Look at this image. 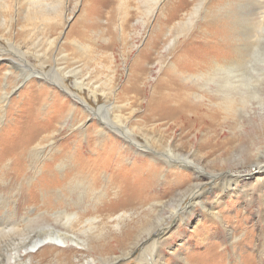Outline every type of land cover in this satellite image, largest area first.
Returning a JSON list of instances; mask_svg holds the SVG:
<instances>
[{
	"label": "rangeland",
	"instance_id": "1",
	"mask_svg": "<svg viewBox=\"0 0 264 264\" xmlns=\"http://www.w3.org/2000/svg\"><path fill=\"white\" fill-rule=\"evenodd\" d=\"M30 1L35 2L34 9ZM198 1L184 0L187 8L183 14L195 3L201 2L195 20L187 26L178 23L183 20L182 14L172 24L159 19L158 11L152 14L155 0H0V53L3 55L0 56V221L2 220L6 225L10 219L7 226L10 228L12 222L17 221L18 225L17 231H12L10 236H3L0 233V264H10V254L23 250L33 241L48 237L56 230L70 236L78 235L81 241L84 240V247L69 242L72 252L61 249L40 255L44 250V247H41L39 253L33 255L32 264H81L86 260H95L97 264H138L141 255L143 256L144 252L149 253L150 248L152 249L149 244L153 243V239L158 234H151L149 230L159 216L163 218V224L168 223L167 226L170 224L173 226L159 245L162 262L165 264H185V262L239 264L241 260L239 253L243 256L251 254L255 264H264V180L258 181L264 173L245 176L239 182V188H235L236 185L233 184L232 187L238 189L235 194L229 191L223 192L218 186L220 182L207 185L201 193V202L190 205L191 198H188V195L182 199H179L178 195L189 187L192 179H195L194 167L185 166L182 160L180 162L172 160V166L175 164L176 167L169 168L164 165L162 156L152 157L145 148L154 145L160 149L171 145L175 153L177 152L176 156L178 153L182 154L181 158L185 155L190 156L191 160L202 164L209 173L249 166L259 148L261 149L259 157L263 161V74L253 72L256 75L255 85L259 94L253 102V107H245L243 111L238 112L236 105L226 110L219 105L218 98L209 94L200 100L201 90L195 86V82L184 78L188 75L183 73V77H180L181 81L187 83L189 87L186 97L196 105H205L208 111L205 114H216L217 117L213 132L199 128L188 136H183L178 126L171 125L167 120L155 122L143 120L139 114H136L138 111L136 115L130 112L131 110L125 105L126 99H115L110 96L109 103L120 107V110L116 108L115 111L121 113L129 125L137 133L139 132L138 139L143 151L137 155L125 154L124 151L121 152V147H117L113 151L115 154L110 156L108 161L109 169L113 170L116 167L134 169V166L141 165L138 163L144 159L145 163L142 166L146 170L139 175L132 173L133 171L129 175H121L120 183L124 188L118 203L119 207L116 206L113 213L98 212L99 205L103 203L102 199L94 194L92 197V194H87L86 191L84 198H81L80 208L73 206L75 208L72 210L77 211L81 217L71 226L66 217H58L54 214L56 208L50 192L58 189L55 188L57 184L46 183L47 178H50L54 171L53 168H48L51 156H54L58 148L67 151L65 155L72 153L74 141L83 138L77 132L81 122H85L87 127H90L89 134L94 136L95 120L99 121L101 116L98 112L99 116L90 115L86 118L75 108L72 121L65 123L73 108L71 99L74 98L65 92L64 85L76 89L75 80L84 78L87 83L101 86L102 89L99 91L107 94H111L113 90L119 91L126 84L139 51L153 36H159L161 42L147 65L145 81L150 83H153L160 73L161 65L158 60L162 53H166L179 73L184 68V61L182 59V65L178 68L177 63L172 60V55L176 52L182 53L183 57L196 60L205 56L202 64L195 67L196 70L192 72L207 70L210 61L231 58L237 53L243 52L245 55L243 60L248 59L249 56L245 53L248 50L246 51L245 46L258 35L259 31L261 33L259 47H262L264 54V0ZM43 8L49 10L43 12ZM212 22L216 23L215 26L210 25ZM256 23L260 24L255 25ZM261 28L263 30H260ZM209 33H217L215 36L221 39L223 41L221 43L226 47L228 46V53L223 54L224 48L219 54L214 52L217 46L212 43L215 40L207 37ZM175 37L177 42L174 43V47L179 44L181 47L172 52L171 47L166 46V43ZM14 46L21 52L13 49ZM256 52L257 50L255 57ZM8 58L13 59L16 69L10 65ZM260 60L263 61L257 62L260 64L257 66L263 71L264 57ZM168 62L166 61L167 64ZM245 68L252 70L247 63ZM9 69L12 73L5 76ZM69 71L73 73H67ZM76 71L78 74L75 73ZM61 77H64L65 82L59 81ZM5 91L9 92L10 96L8 101L2 103V95ZM52 91L60 95L61 104L57 107L59 106L63 112H54L59 116L58 121L49 117L50 119H46L43 123L44 120L40 116L37 117V112L44 102L50 100L47 93ZM150 92H152L151 86L147 94ZM79 93L96 108L106 102L102 93L99 94V102L88 89L79 90ZM195 93H198L196 97ZM146 100L147 95L141 99L142 102ZM3 104L5 105L3 110L7 112L1 117ZM79 106L85 108L81 104ZM49 110H43L47 112L44 115L47 118L53 112ZM103 116L107 118L105 114ZM34 128H41V134L38 136L42 137L41 141L44 137L40 143L45 146V152L41 154H34ZM107 128L111 134L123 138L110 126ZM46 130L49 131L45 133ZM49 132L55 135V145H49V141L53 138ZM221 133L234 142L228 152H218L212 157L195 152L199 146H205L211 135ZM35 134L38 135L39 131ZM148 140L150 143H147ZM80 151L86 160H94L99 152L93 144L82 146ZM252 152L255 153L251 154ZM62 158L63 153H60L53 163L61 162ZM151 161L159 166V170L148 181L147 168ZM57 166L59 165H56V168ZM177 168L179 173H175ZM182 177L189 180L188 183L182 185L179 181ZM168 184L171 189H168V193L162 198L159 196L161 198L159 199V191ZM99 185L91 187L98 188ZM83 190H88V186ZM222 193L226 201L224 204H217L216 209L221 212V217L213 218L208 212L203 211L200 203L202 201L207 204L212 203L217 194ZM177 207L187 208L184 216H181L183 209L176 210ZM47 209H50L49 214L45 213ZM123 212H128L130 216L120 221L121 225L116 226L118 224L116 217L121 216ZM35 213L37 214L34 215ZM178 216L183 217L182 221ZM91 218L95 219V222L89 223L88 220ZM223 220L237 236L251 231L252 238L247 236L246 240L250 239L254 242L251 241L249 247L244 250L233 249L231 246L233 236H230L229 230L222 227ZM150 239L152 241L148 242ZM241 246L243 247L242 244ZM77 249L83 250V256L82 253L76 252ZM147 253L143 258L148 264H156L149 261Z\"/></svg>",
	"mask_w": 264,
	"mask_h": 264
},
{
	"label": "bare ground",
	"instance_id": "2",
	"mask_svg": "<svg viewBox=\"0 0 264 264\" xmlns=\"http://www.w3.org/2000/svg\"><path fill=\"white\" fill-rule=\"evenodd\" d=\"M155 2L156 3H155V7L152 10V14L158 11L159 19H163V21L166 22L167 24L174 23L175 21L178 20V18L182 14L183 20L178 21V23L179 24L182 23L187 26L193 23L201 6V2L195 3L194 6L190 7L188 11L183 14L184 10L187 8L186 7L187 3L184 4V0H155ZM29 3L31 6L33 5L32 8L34 9L35 2L30 1ZM43 9H44L43 12L49 10V8L46 9L43 8ZM215 24L216 23L214 22L210 23V25H214V26ZM258 24L260 23H256L255 25ZM261 27H263V25ZM260 30L263 29L261 28ZM203 34L206 35L205 33ZM216 34L217 33L207 34L208 38L215 40L214 42H212L214 45L217 46L216 51L214 52L216 54L217 53L219 54L222 48H224L223 54H225L226 52L228 53L227 50L228 46L226 47L224 43H221L222 40L216 37L215 36ZM257 34L258 35L254 39L248 41V43L245 46L246 51L248 50L247 52H245L249 56L248 59H246L245 61L243 60V58L245 57L243 52L237 53L231 58H222L220 61H212V62L210 61V66L207 70L192 72L195 69V67H198L199 65L202 64L203 62L202 60L205 59V56L198 58L196 60V59H189L188 57H183L182 53L179 54V52H176L172 55V60L177 63L178 68H180L182 65V59L184 61V68L179 73V70L175 69L171 60H169V58L166 56V53H162V55L158 60V63L161 65L160 73L156 78V80L153 83H150L145 81L146 79L145 75L147 74V65L152 60V54L155 52V50L158 48L161 42L159 36L157 37L153 36L150 39L149 43L141 51H139L135 61L132 64L131 73L128 76L127 82L126 84H124V86H122V88L119 91L113 90L111 94H107L103 91H99L100 89H102L101 86L94 85L93 83H87L85 82L84 78L82 79L77 78L75 80L74 85L77 90L70 87H66L64 85L66 89L65 92H67L71 98H74L73 100L71 99L73 108L69 112L65 123H70L72 121V117L75 116L73 114L75 108H77L81 112V114H84L86 118H88L90 115L99 116L98 112L101 113L100 114L101 116H99V121L95 120L96 124L94 129V133H95L94 136L89 134L90 127H87L85 122H81L78 126L79 131L77 132L80 135H82L83 138L78 141H74L75 144L72 146L73 147L72 153L65 155L67 151H61V149L58 148L57 152L54 153V156L52 155L51 158L49 159L48 168H53L54 171H52L51 177L47 178V180L45 178V180L47 181L46 182L47 185L57 184L55 188H58L57 190L55 191L52 190V192H50L51 193L50 196L53 200L54 207L56 208L54 214L57 215L58 217H66L67 222L70 223V225L72 226L74 221H78V219L81 217L77 211L74 212L72 210L73 208H75L73 206L76 205L77 207L80 208V204L82 203L81 201L86 195V191L87 194H92V197L94 194L97 198L102 199L103 203L102 204L100 203L101 205H99L98 210L96 208L98 212H107L108 214L113 213L112 211L116 210L117 208L116 206L119 207L118 203L120 202L122 196V189L124 188V185L120 183L121 175L122 176L129 175L131 171H133L132 173L139 175L142 174L143 171L144 172L146 171L145 168L142 166L145 163L144 159H141V162L138 163L141 165L134 166L135 167L134 169L133 168L121 169L119 167H116L113 170L109 169L110 166H108V161L110 159V156L115 154L113 153V151L117 147H121L122 148L121 152L124 151L125 154L136 153L135 155H137V153L143 151L141 150L143 149V147L141 146V142L138 139L139 132L137 133L134 130V128H132V126L129 125L128 121H126V119L121 115V113L115 111L116 108L120 110V107H118L114 103H109L110 96L111 97L113 96V98L115 99H126L127 104L125 105L129 110H131L130 112L132 114H135L138 111V113L136 114H139V116L143 120H147V121L150 120L152 122L167 120L168 123H171V125L178 126V128L183 133L182 134L183 136H188V134L192 133L193 131L199 128L208 129L209 131L213 132L217 120L216 114L215 115L205 114L208 113V111L204 107L205 105L204 106L196 105L186 97V93H188L187 91L189 90V87L187 83L181 81L180 77H183L182 76L183 73L188 75L186 77L184 76V78L190 79L191 81L195 82L196 83L195 86L199 87V89L201 90L200 91L201 95H199L201 97L200 100L204 98L206 94H209L213 97L218 98V100L220 101L219 105H221L226 110L230 109V107H232L233 105L237 106L238 112L243 111L245 107L252 108L254 105L253 103L254 100L257 99L259 95L258 87H256L255 85L256 75H254L253 72H256L260 75L261 74L264 75V70L260 71L257 66L260 65L257 64V62L263 61L260 60V58L264 57L262 56L264 55L262 52V47H259L261 33L258 31ZM189 36L192 37V35ZM169 40L170 41L166 43L167 44L166 46L171 47L170 49H172V52H175L180 49L181 47L180 44L174 47L175 45L174 43L177 42L176 37L171 38ZM13 49H17L19 52H21V50L15 46L13 47ZM255 50H257L258 52V53L256 52L257 54L256 57H255ZM169 51H168V55L171 54ZM250 52H253V54H251ZM1 55L2 54L0 53V56ZM8 59L10 65L16 69L17 66H15V64L13 63L14 62L13 59L12 58H8ZM166 61H169L168 64L166 63ZM246 63L251 66L252 70H246L245 68ZM164 65H167V67ZM72 71H69L67 73H73ZM11 73L12 71H10L9 69L6 71L5 76H8ZM75 73L78 74L77 71ZM77 74L74 75L77 76ZM59 81L65 82L64 77H61ZM149 86L152 87V92L147 94ZM84 89H88V91L93 95V97L95 96L94 98H96L97 102H99V94L102 93V95L106 99V102L101 106H99L98 108H96L90 101L88 102L87 100L83 99L82 96L80 95L79 90L81 91ZM204 89H206L209 92H205ZM39 92L42 93L43 91L39 90ZM47 94H49L50 100H48V102L46 103L44 102L42 104L41 109H38L37 112V117L40 116L42 120H44L43 123H45L46 119H50L51 117L55 118V120L58 121L59 116L54 114V112L55 113L63 112V110H61L59 106L57 107V105L61 104L60 95L57 92L55 93L54 91ZM145 95H147V100L145 102H142L141 99L144 98ZM197 95L198 93H195V97ZM9 96H10L9 92L6 91L3 92L2 103L8 101ZM80 104L83 105L85 108H81V106H79ZM4 106L5 105L3 104V107H1L2 108L1 112H3L1 117H4L7 112L3 110L5 109ZM43 106H45L44 109ZM46 109L48 111H50L49 109L53 111L52 115L51 114L48 115V118L44 116L47 112L43 110ZM103 114H105L107 118L104 117ZM108 126H110L114 131L119 132L123 138L120 139L115 135L111 134V131H109V129L107 128ZM40 129L34 128V141H33L34 154H41L42 152H45V146H42V144L40 143L42 137L41 138L38 137L41 134ZM37 131H39L38 135L35 134V132ZM48 131L49 130H46L45 133H47ZM50 134L51 136H53L52 140L54 141L52 140L49 141V145H55L56 143L55 135H53L52 132ZM207 140L208 142L204 144L205 146H201V147L199 146L198 150L196 149L195 152L198 151L200 153H205L207 157H212L218 152L219 153L228 152L232 144L234 143L232 140H228V138L224 137L222 133L213 134ZM147 143H150L149 140ZM92 144L95 145L96 150H99L98 156H96L94 160H86L84 158V155L81 153L80 148L82 146L84 147L85 145H92ZM145 148H147L146 152L149 155H152V157L162 156L164 158L163 160L164 165H166L169 168L176 167L175 164L174 166H172V160L173 161L178 160V162L182 160L185 166L187 165L194 167L195 179L194 180L192 179L189 187L185 191L180 192L178 195L179 199H182L183 197H186V195H188V198H191L190 205L193 204L196 205L197 202H201V197H202L201 193L203 190H205V187L207 185L211 186L217 182H220L218 186L221 187L223 192L229 191L235 194L237 193L238 189H234L232 187L233 184L236 185L235 188H239L238 187L239 182L245 176L247 175L254 176L257 173H261V174L264 173V160L262 161L261 158L259 157V153L261 151L260 148L258 149V153L255 152L251 153V154L255 153V157H253L249 166L243 164L244 166H241L238 169L230 168L228 170L221 171L219 173L207 172L202 164H200L199 162L195 163L193 160L189 158L190 156L186 157L185 155L184 156L185 158L184 157L181 158L182 154L180 153H178V155L176 156L177 152L175 153L171 145H166L160 149L156 148L154 145L146 146ZM60 153H63V158L61 159V162L57 161L58 163L56 162V164H54L53 162L56 161V158L59 156ZM56 165L59 166H57L56 168ZM158 170H159V166H157V164H153L152 161L149 162V166L147 168V172H149L148 181L155 175V172H157ZM179 172L180 171H178L177 168V172L175 173H179ZM170 173H172V171H170ZM259 180H264V176H260V178H258V181ZM179 181L182 185H184L188 183L189 180H187L185 177H182L179 179ZM152 183L155 184L153 180ZM97 185H99L100 188L91 187ZM87 186H88V190H83V188L86 189ZM89 187L92 189H90ZM168 189H171V186L169 184L167 185V187L165 186L163 189L159 191L158 198L161 199L164 194L166 195L168 193ZM159 196H161V198ZM227 196H229V194ZM138 201L140 202L141 200ZM161 201L162 200L158 202ZM225 201L226 198L223 196L222 193L221 195L217 194V196L215 197V201H213L212 203L210 202L209 204H207V203H203L202 201V203L200 204L202 205L203 211L205 210L206 212H208L209 216L213 218H218L221 217L220 215L221 212L216 210L218 208L217 204H224ZM181 208L182 207H177L176 210L179 209L181 210ZM182 209L183 212L181 213V216L182 215L184 216L187 208L185 209L182 208ZM45 213L49 214L50 209L49 210L47 209ZM36 214L37 213H35L34 215ZM129 216L130 214L128 212H123L121 216L116 217L118 220L117 221L118 224H116V226L121 225L122 223L120 224V221L129 218ZM178 217L179 220L183 219V217L180 216ZM9 220L8 222H6V225L2 223V220L0 221L2 223L0 224V233L3 236H10L12 231H17L18 229L17 228L18 225L16 223L17 221L12 222L11 228L7 227L9 225ZM29 220H31V218ZM94 220L95 219L91 218L88 221L89 223H93L95 222ZM162 220L163 218L159 216L155 219V222H153L155 224H153V226L149 231L151 232V234L155 233L158 235L156 236L155 239H153V243L149 244L150 247H152V249L150 248L151 251L149 253L147 252L143 253V256L144 254L147 253L148 254L147 258L149 259V261L154 262L156 264H165L164 262H162L163 259L161 255L162 251H160L161 246L159 245L162 243V240L164 239L166 234L170 233V231L173 228L171 224L169 226H167L168 223L163 224ZM159 222L161 223L158 224ZM222 227H224L226 230H229L230 236H233L232 237L233 241L231 242V246L233 247V249L238 248L239 251H241L249 247L250 243L254 242L249 239L252 238V236H250L251 231H247L244 235L237 236L235 235L234 231L232 232V230H230L228 224L225 225V222L222 224ZM89 228L91 229L92 227ZM247 236H250L248 238L249 240H246ZM150 241L152 240L150 239L148 242ZM69 242L75 243V245H77L78 247L79 246L84 247L85 245L84 240L81 241L78 235L72 234L70 236L67 233H63L61 231L56 230L54 232H51V235H49L48 237L40 238L39 240L33 241L23 250H17L14 254H10L9 263L11 264V262H13V264H32L33 255L39 253L38 251L41 249V247H44L43 248L44 250L40 252V255L44 254V252L47 253L50 251L52 252V250L61 251V249H64V251L65 250L71 251L72 248H70ZM241 244L243 245V247L241 246ZM73 251H75L74 248ZM76 252L82 253V256L84 254L82 249H77ZM64 253H67V251ZM143 256L141 255L138 264H148V262L146 261L145 258H143ZM238 256L241 259L239 260V264H255V260H253L251 254L248 256L247 255L243 256L242 254L239 253ZM81 264H97V262L95 260H90V261L86 260L84 263ZM185 264H188V262H185Z\"/></svg>",
	"mask_w": 264,
	"mask_h": 264
}]
</instances>
